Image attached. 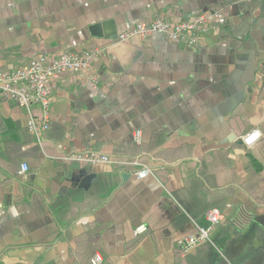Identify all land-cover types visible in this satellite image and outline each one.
<instances>
[{"label": "crops", "instance_id": "0c3cea01", "mask_svg": "<svg viewBox=\"0 0 264 264\" xmlns=\"http://www.w3.org/2000/svg\"><path fill=\"white\" fill-rule=\"evenodd\" d=\"M218 7L197 48L112 38ZM91 51L93 79L55 81L42 142L26 108L0 98V264H264V0H0V68ZM87 149L113 162L61 157ZM211 207L224 215L212 242L185 251Z\"/></svg>", "mask_w": 264, "mask_h": 264}, {"label": "built area", "instance_id": "2783aa9c", "mask_svg": "<svg viewBox=\"0 0 264 264\" xmlns=\"http://www.w3.org/2000/svg\"><path fill=\"white\" fill-rule=\"evenodd\" d=\"M224 8L218 7L208 9L203 13L188 20L172 21L164 18H156L150 21L141 22L139 25L121 32L115 40L119 43L126 42L133 37H145L153 33L162 34L170 40L185 41L191 48H197L205 40L211 31H216L223 22ZM95 52L60 53L54 56L38 53L20 68L3 69L0 68V98H6L17 102L26 108L29 118L27 127L35 135L38 142H42V134L50 127L52 90L58 77L67 71L78 74L81 78L93 79L91 75L92 58ZM39 106L42 110V119H37L32 114V108ZM261 135L255 131L246 134L243 144L246 148H251ZM257 138V139H256ZM134 141L138 144L142 142V131L134 133ZM64 159L77 161L80 164L111 163L113 160L107 154L95 150L68 151L61 156ZM138 166L135 170L137 174L144 175L150 171L147 164L137 159L129 162ZM28 169V165L23 163L21 173ZM4 211L0 208V217ZM206 217L210 223L209 227L197 225L198 234L190 235L183 243L184 250L194 248L202 242H212L209 235L211 228L219 223L224 215L217 207H211L206 212ZM149 227L145 224L139 225L135 229L136 235L146 233ZM103 257L96 253L91 258V264H100Z\"/></svg>", "mask_w": 264, "mask_h": 264}, {"label": "water", "instance_id": "95a60500", "mask_svg": "<svg viewBox=\"0 0 264 264\" xmlns=\"http://www.w3.org/2000/svg\"><path fill=\"white\" fill-rule=\"evenodd\" d=\"M116 37H117V34H115V35H112V38H113V39H115Z\"/></svg>", "mask_w": 264, "mask_h": 264}, {"label": "trees", "instance_id": "16d2710c", "mask_svg": "<svg viewBox=\"0 0 264 264\" xmlns=\"http://www.w3.org/2000/svg\"><path fill=\"white\" fill-rule=\"evenodd\" d=\"M207 212V211H206Z\"/></svg>", "mask_w": 264, "mask_h": 264}]
</instances>
